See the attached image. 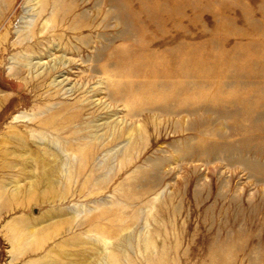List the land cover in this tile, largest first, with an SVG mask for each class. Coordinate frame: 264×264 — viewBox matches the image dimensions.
Here are the masks:
<instances>
[{
	"label": "rangeland",
	"instance_id": "1",
	"mask_svg": "<svg viewBox=\"0 0 264 264\" xmlns=\"http://www.w3.org/2000/svg\"><path fill=\"white\" fill-rule=\"evenodd\" d=\"M0 185V264H264V0H0Z\"/></svg>",
	"mask_w": 264,
	"mask_h": 264
},
{
	"label": "bare ground",
	"instance_id": "2",
	"mask_svg": "<svg viewBox=\"0 0 264 264\" xmlns=\"http://www.w3.org/2000/svg\"><path fill=\"white\" fill-rule=\"evenodd\" d=\"M16 117V116H15ZM73 149V148H72ZM92 149V148H91ZM24 150H26V149H24V148H20V156H24V155H26L27 153H25L26 151H24ZM74 153H75V155H78L79 157H83L84 158V160H85V158H86V160H87V157H89L90 156V152H84V153H82L83 151H82V149H81V147H74ZM79 152V153H77V151ZM15 154V153H14ZM81 157V158H82ZM28 159H22V160H19V161H17L16 163L17 164H19L20 166H21V168H25L26 166H27V163H28ZM79 161V160H78ZM29 163H30V161H29ZM29 163H28V165H29ZM83 163H85V162H83ZM47 167H45V169H44V171H43V173H41V174H38L37 176H33L32 177V181H33V185L36 187V185H39L40 187L41 186H49V185H52L53 184V180H52V178L50 177V173H51V171L53 172V170H54V164H52V163H44ZM15 165V164H14ZM58 165V164H57ZM78 165H79V163H78ZM42 167H43V165H42ZM17 179H19V178H17ZM15 180H16V178H15ZM17 182H18V180H16ZM3 185V184H2ZM34 186H32V185H30V187H29V190L28 191H30L31 190V188L32 187H34ZM0 187H1V185H0ZM17 188V187H16ZM2 189V188H1ZM16 190V189H15ZM20 190V189H19ZM19 190L17 189L16 191H15V195L19 192ZM28 193H30V192H28ZM45 194V193H44ZM27 196V195H26ZM50 195H47V197H49ZM36 199H40V197H35ZM45 198H46V195H45ZM50 198V197H49ZM16 220V219H15ZM21 220V219H20ZM15 222V221H14ZM14 222H13V224H14ZM22 225L19 227L18 226V229H21V231L19 230L18 231V234L19 235H21L22 233H24L25 234V236L26 235H28V237H31V235H32V233L31 232H29V230H28V228L26 227V223H25V221L22 219ZM32 222V221H31ZM40 222V221H39ZM18 224V223H17ZM17 224H15V225H17ZM51 230V229H50ZM49 230V231H50ZM35 233H37V232H35ZM36 235V234H35ZM49 235V234H48ZM18 237V236H17ZM32 237H33V235H32ZM101 237V236H100ZM105 237V236H104ZM24 238V237H23ZM22 238V239H23ZM42 238V237H41ZM44 238V237H43ZM72 238V237H71ZM70 238V240L72 241V239ZM74 239H73V241L75 240V237H73ZM12 242H14L15 241V239L14 238H12V239H10ZM19 240V239H18ZM25 240V239H24ZM103 240V239H102ZM30 241V240H29ZM78 241V240H77ZM77 241H74V242H76L75 244L76 245H78L77 244ZM81 241V240H80ZM87 241H89L90 243H91V241L90 240H87ZM20 242V241H19ZM18 242V243H19ZM28 242V241H27ZM83 242V241H82ZM17 243V244H18ZM22 243H24L23 241H22ZM21 243V244H22ZM29 243V242H28ZM39 243V242H38ZM95 243V242H94ZM12 244V243H11ZM74 244V243H73ZM89 244V243H88ZM91 244H93V243H91ZM96 244V243H95ZM13 245H15L14 243H13ZM24 245V244H23ZM92 246V248H93V246L94 245H91ZM18 247V246H17ZM85 247V246H84ZM95 247V246H94ZM96 247H97V245H96ZM95 247V248H96ZM24 248V247H23ZM29 247H25V249H26V251H28L27 249H28ZM49 248H51V246L49 247ZM87 248V247H86ZM89 248H91V247H89ZM99 248H100V246H99ZM25 249H23V250H25ZM84 249V248H83ZM102 249V248H101ZM84 250H86V249H84ZM91 250V249H90ZM89 250V251H90ZM100 250V249H99ZM32 251H35V249H33ZM96 251H98L97 249H96ZM66 253V252H65ZM64 253V254H65ZM68 253H70V252H68ZM67 253V254H68ZM86 253V252H85ZM95 253V252H94ZM97 253H99V252H97ZM80 254V253H79ZM61 255H63V254H61ZM66 255V254H65ZM94 255V254H93ZM104 255H105V253H104ZM70 256V255H69ZM39 257V256H38ZM63 257H64V255H63ZM66 257H68V256H66ZM82 257V256H81ZM70 258H71V256H70ZM86 258H88V257H86ZM91 258V257H90ZM74 259V258H73ZM104 259V258H103ZM43 260H46L45 258H43ZM90 260V259H89ZM94 260V259H93ZM29 261V260H28ZM48 261H50V259L48 260ZM61 261H62V258H61ZM65 261V259L63 260V262ZM69 261V260H68ZM79 261V260H78ZM84 261V260H83ZM85 261H87L88 262V260H85ZM91 261V260H90ZM107 261V260H106ZM43 262V261H42ZM52 262V261H51ZM50 262V263H51ZM72 262V261H71ZM36 263V262H35ZM45 263V262H44ZM55 263V262H54ZM85 263V262H84ZM28 264V263H27ZM38 264V263H37ZM45 264H48V263H45ZM58 264V263H57ZM63 264V263H62ZM66 264V263H65ZM69 264H70V262H69ZM75 264V263H74ZM78 264V263H77ZM79 264H81V263H79ZM86 264V263H85ZM88 264V263H87ZM90 264V263H89ZM93 264H94V262H93Z\"/></svg>",
	"mask_w": 264,
	"mask_h": 264
}]
</instances>
